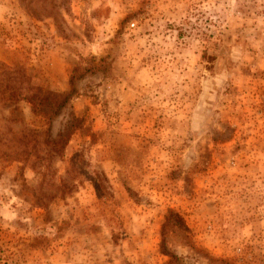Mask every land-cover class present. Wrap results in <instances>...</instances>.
Listing matches in <instances>:
<instances>
[{
    "label": "rangeland",
    "instance_id": "obj_1",
    "mask_svg": "<svg viewBox=\"0 0 264 264\" xmlns=\"http://www.w3.org/2000/svg\"><path fill=\"white\" fill-rule=\"evenodd\" d=\"M0 264H264V0H0Z\"/></svg>",
    "mask_w": 264,
    "mask_h": 264
},
{
    "label": "trees",
    "instance_id": "obj_2",
    "mask_svg": "<svg viewBox=\"0 0 264 264\" xmlns=\"http://www.w3.org/2000/svg\"><path fill=\"white\" fill-rule=\"evenodd\" d=\"M88 72L87 69H73L69 76L68 81V90L62 92H51V91H42L38 90L36 93H31L22 98L23 101H26L31 105V112L34 115H40L45 118L47 121L48 128L46 130H37L31 128H24L25 131H21L20 139H22L25 144V149L22 151L23 155L29 156L30 149H32L31 139L36 138L37 136H44L45 139L50 141L51 145H56L57 141L52 140L50 137V119L54 115H58L62 109L68 104L71 98L76 95L77 89L75 83L82 79L84 75ZM3 94L1 95L2 99L7 100V103H10L11 99L14 97V91L6 86L2 90ZM10 100V101H9ZM50 138V139H49ZM35 145H38V142H34ZM186 227L181 223L177 214L169 211L165 217V222L162 225V235L166 237L173 232L183 231L186 232Z\"/></svg>",
    "mask_w": 264,
    "mask_h": 264
}]
</instances>
